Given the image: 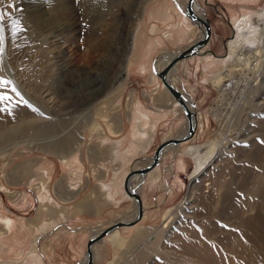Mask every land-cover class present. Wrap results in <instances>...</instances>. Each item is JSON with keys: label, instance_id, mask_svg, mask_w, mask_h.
I'll return each mask as SVG.
<instances>
[{"label": "rangeland", "instance_id": "374dc122", "mask_svg": "<svg viewBox=\"0 0 264 264\" xmlns=\"http://www.w3.org/2000/svg\"><path fill=\"white\" fill-rule=\"evenodd\" d=\"M0 1V27L1 29L3 28L2 41L6 37L5 29L7 28L5 16L8 12H14V8H20V10L26 11L23 14L27 16H38L39 37H36V39L38 40V46L35 49L38 51V64L36 66H32L33 68L30 67L26 69L21 65L19 60H16V62L12 61L7 51V47L5 46L6 44H3L4 47L2 46L3 57L1 61L4 69L6 70V72H8V77H11V81H13L17 89L22 91L23 95H29L30 98H34L31 87H33L34 84L37 83L36 96L37 98L39 97V101L37 99L36 100L39 104V108L37 107L38 110L45 112L47 108H50L51 110L56 112L58 109L57 113L59 114V116L61 114V116H63L61 118L65 119L66 133H68L69 131L77 132L81 126L80 123H83L82 121H84V117L86 115L84 114V111L86 109L83 108L85 107V105L81 106L82 109H78L72 104L76 101H83V98L85 96H88L89 93L96 92V90L103 94H101L102 96L99 95L100 98H97L95 96L97 99L94 100L93 104H91L90 106L91 108L93 107L94 109H99V103L106 100L107 102L103 104V113L108 115V123L111 124V126L116 125L118 116H121L120 114H122L123 116L125 114L127 115L130 106L129 104H131L133 99H136H131L132 97H139L141 100L151 105V100L153 99L151 98L149 100L148 97H155L156 95L161 94L162 88H154L153 90V85L147 84L148 80L144 79L142 75L136 74V71L132 70L131 68H128L127 72L125 73L126 78L121 84H119L115 88H112L109 92H106L104 90L105 86L108 87L107 79L114 76L115 73H117L119 70L121 62L123 61L125 54L129 49L132 32H134L137 25L143 24V21H140L139 19V13L145 0ZM109 1L113 2L112 5H110ZM156 1L157 0H150V2L152 3H156ZM209 1L210 3L206 1L202 2V5L208 9V13H206V17L208 18V20L214 21V17H216L215 15L217 13L214 8L217 4L221 3L224 6V8L222 9L226 11L225 2L221 0ZM226 2L227 10L229 12V16L227 18H229L230 11H235V13H238L239 3H235V1L230 0ZM11 3L13 6H11ZM252 4L253 6H255L253 9L259 10V8L261 9L264 7V0H258L256 3ZM7 7L9 9L6 13H4L5 8ZM3 14L6 15L4 16ZM219 14L222 15L224 19H226L225 12ZM23 22L22 23L25 25V27H28L26 31H32L30 22L26 23L25 20ZM75 23H78L77 28L73 27V24ZM255 23L261 27L264 25L263 20L260 17L255 21ZM216 24L217 28H215V32L221 34L223 38H226V36H228V38L225 40L226 42L230 37L229 28L227 27L226 29H222L221 23L216 22ZM27 39H29V41H33L32 39L30 40L29 37ZM34 44L36 43L34 42L30 45L33 46ZM252 47L253 45H244L241 51L243 52V54H245V56L250 55V59H252L251 55L254 52ZM208 49L210 50L207 51V53H202L203 51L201 53L203 55H206L214 51L213 53H217L216 55L220 58L225 56L226 49L223 50L222 46V48L220 47V49L218 48L216 50L214 48L213 41H210ZM240 49L241 47L238 49V53L240 52ZM176 51L177 50H174L171 53H174ZM263 52L264 49L261 50V54H263V57L261 56V54L258 56L260 57L258 60L259 64L254 70L253 74L247 72L245 68H242V71L237 70L233 73L230 79H226V81L224 82L226 86L223 87L225 89L223 90V94H221L220 101L218 100L217 103L216 99L219 95L218 88L212 86L209 83L199 84L194 78H191L190 76L187 77L190 84L192 85L190 97L193 98V101L197 102V115H200V123L198 128L196 129L197 133L195 137L191 140L189 139L187 141L181 142L183 143L181 149L184 148L186 144L203 143L210 139L212 140L214 138V134L219 132L220 128L227 130V132L229 130V132L231 133L238 131V137L237 139L233 140L235 141L234 143L230 141V143H227L228 145L226 144V148L228 150L220 155L219 159L221 160H219V164L213 166L214 163H217L214 162L211 163V165H208L198 174L200 177L197 180H194L193 183L190 178L192 169L194 167L193 160L189 156L184 155L178 149L175 152L174 149H171L165 153V157L160 159L161 165L159 182H157V184H155V182L152 186H150V183H145L142 187V190L139 191L140 196L142 192L145 199V205H143L142 203L143 214L147 212H149V214L147 215V217H144L143 215L142 219L134 225L119 227V230L125 238H129L138 226L144 225L151 228L152 231L156 230V227H162V225L164 224V212L167 209H171V212L173 213L170 216L171 221L166 227H164V234L166 235V237H164L165 235L161 236L160 240L157 241L156 246H154L152 250L147 252L148 254L146 256L141 257L138 263H135L136 257L133 258V256H135V253L142 251L141 246H138L137 241L131 244L129 247L127 246L125 249L119 252L121 253V257L118 256L117 259L119 264H125L123 262L125 259L129 263H132L134 259L132 264H156V262L157 264H173L175 260H224V254L220 249V246L217 243H210V240L201 234L200 229L201 226L205 228L208 224L209 218L211 219V217H214L211 214L222 212L225 195H227L228 193L236 192L235 190L226 187L222 189H219V187H217L215 176H217L219 172H223L225 181L228 182L231 181V176L233 175L235 177V174L238 171L239 174L238 176L236 174L237 178L235 179L234 183L236 185H239L240 183V185H242V188L240 189L242 190L241 195L243 197H248L250 195V193H248V185L254 180L253 176L256 168L255 165L259 166L257 169H261V171H264V167L262 168V166L264 165V155H256L251 159L250 157H246V154L242 153L237 147L238 143L240 142L241 136L243 135H248V139H251L255 143L254 146H260L261 144L264 145V140L261 139V136L264 137V131H262L261 129H256V126L258 124H256V122L258 118L255 119V116L258 117L260 115L259 113H264V92L262 91V89L256 87L255 91H257L256 93H253L254 91L252 92L249 88L250 80H253L252 78L254 76L255 80L259 78L260 74L257 73L264 69ZM26 56H24V58ZM129 56L130 52L128 54V58ZM191 56L194 57L195 55ZM155 57L153 58V60H155ZM189 57L180 60L178 62V66L182 65L183 62L190 60ZM32 58L33 57H31L30 59ZM26 60L29 59H25L24 61ZM234 60H236V57L234 58ZM14 62L15 64H13ZM196 63L197 62H194V66ZM186 64L187 63L182 66L183 73L186 69ZM225 64L229 63L226 62ZM93 65H99V67L98 70H95L96 74H93L89 78H84L83 74L81 75L79 74V72H76V69L81 70V68H83L84 66L91 67ZM222 67H224L223 62ZM72 69L73 72H71ZM199 71L201 78V69H199ZM150 72L153 71L151 70ZM23 73L25 74L24 76ZM178 76L180 78H184L181 75ZM24 79L26 80V82ZM145 80L147 81V83L145 82ZM18 84L20 87L18 86ZM176 86L181 89L184 94H186V92L190 90V88L186 90L184 87H182L179 84V81H176ZM100 89H103V91ZM50 91L52 93H50ZM82 91H84L86 95H84L85 93H83ZM41 92L42 95L40 94ZM254 94L257 95L255 96ZM161 95H163V92ZM50 96L52 97V100H49V102L46 103V101H48L47 99L50 98ZM41 100L43 101V103L41 102ZM54 104L56 108L54 107ZM59 104L61 105V107L63 105L67 108H65V110H61ZM115 106H117L116 109L114 108ZM82 112L83 114H81ZM180 112L184 116L183 112ZM95 118L99 120L102 125L103 122H107V120L102 119L100 115H96ZM250 119H254V121H256L254 122ZM169 120L175 122V124L171 126L172 128H169L170 135L166 136L167 133H169V131L167 130L168 128L166 129L167 124H159L156 127L155 134L149 146L145 150L135 154L134 160L135 162L139 161V163L134 162L135 165L131 170L149 163L151 153L153 152L155 145L160 140L166 139L170 136H178L184 133L186 129H184L183 131L184 121L181 115L178 116L177 119L171 118ZM252 125L254 126V128ZM184 127L186 128V125ZM84 128L85 129L83 131V137L85 140L87 139V141L79 147L78 151L82 150L83 148L84 151H86V144L89 142V132L88 129H86V125ZM239 135L241 136L239 137ZM34 139L30 138V145H34L36 141L38 142L39 140L36 137H34ZM16 148L12 149L6 156L0 154V211H2L3 214H7L11 218L26 221L27 219H33L36 217L38 208L36 195L31 185L24 182V180L14 183V180L11 177L5 179L3 174L11 176L10 171H15L13 170L14 166L18 165L21 161H30L33 158H38L41 153L39 152V150L25 144L20 145ZM229 148H232L231 150L233 153ZM21 151H23V153L17 155V153ZM82 152H80L79 156L83 157L82 154H84V157H87L92 164L91 174L88 165H85L86 167L84 169V172L89 171L88 174L91 177V182H93V180H97L98 182L97 172L92 171V167H95L96 169L100 165L95 161L97 159L96 155H98V153L87 155L85 154L86 152ZM50 157H48V160L50 162H54L51 183L55 181L54 183L56 187L58 186V184H60L61 187L63 185L61 192L57 193L56 191V194H63V190H65V184H67L65 170L61 168L57 157ZM4 158H6V160H4ZM245 158H248L249 161L243 162ZM2 160H4L5 162H10L7 166L3 167L4 161ZM178 161L181 162V168L176 167V163ZM33 163L36 164V161ZM248 166H250V168L252 169H250L248 172H246V174L244 173L243 175V171H241L239 168L241 167V169H243ZM84 175H82V177H85L86 180V175ZM94 176L95 178H93ZM91 182L88 183L86 180L85 186H89ZM234 183L231 181L230 186ZM95 187L96 183L92 185V191L89 194V202L93 201L91 194L95 192ZM191 187L194 188L193 197H191L190 201L185 202V197H187L188 195L187 191ZM51 189H53L52 184ZM74 193L75 192H72L70 196L74 197ZM81 194L83 195V193L78 194V196L70 200L68 204H71L72 202L80 199ZM262 200V204L264 206V198ZM92 203L93 205L91 206L96 209V203ZM131 204H133V202L126 199L120 201L118 205H115L113 207L115 210L111 213H109L107 210H104L101 212V214L95 215L87 210L79 213V215H74L72 218L64 221V224L70 223L71 225H76L75 227L79 230L80 235L78 236V234L75 233L74 237L71 240L70 237L67 236V233H63L55 237L52 236V233L57 229V227H54L51 230L49 229L48 231L45 230L38 237L37 241L38 253L43 258V260H40L41 263H81L84 260L83 257L86 256L84 244L83 252L81 251L79 255H73V249L71 248L70 242L75 245L82 234L85 235L84 242H86V239L88 237L93 236L92 233L95 231V229H101L106 225H109L113 221L122 220L121 218L123 217L133 218L131 216L135 215L136 208L132 209ZM178 204L180 205L177 206ZM98 205L100 208L103 205L109 204H106L102 201L98 202ZM180 207L182 208L183 213H187V217L182 216L184 214H181V212L179 211ZM253 208L254 209L251 212L253 217L246 224L248 229H252V231L248 233L249 237L247 241L249 243V247L254 249L257 248V250L255 249L256 253H258L259 256L261 255V260H264V229L259 230V228H264V209H257L256 207ZM68 211L70 212V210ZM73 211H71V213ZM80 226L81 228H79ZM127 227H129V229H126ZM121 228L124 229L121 230ZM99 241L95 242V252L97 251L98 254L93 261H90L89 264H104L108 260L112 259V246L109 245L107 241ZM203 249L206 250L207 253L203 254L205 252L203 251ZM80 250L82 249L80 248ZM258 250L259 252H257ZM203 255L207 256L206 259H204Z\"/></svg>", "mask_w": 264, "mask_h": 264}, {"label": "bare ground", "instance_id": "6f19581e", "mask_svg": "<svg viewBox=\"0 0 264 264\" xmlns=\"http://www.w3.org/2000/svg\"><path fill=\"white\" fill-rule=\"evenodd\" d=\"M12 1H15V0H12ZM196 1L197 0H193L192 7L193 9L195 8L197 10L198 14L202 15L201 14L202 10L199 9L200 5L199 4L197 5ZM234 1L239 3V7H238V13H235V11H230V17H229L228 23H230L232 34L229 37V39L225 42L226 52H225V56L221 58L223 60L222 62L224 63V67H222L220 71L214 73L209 79V82L214 87L218 88L219 95L216 99V103L218 102V100L220 101L221 94H223V90L225 89L223 87L226 86V84L224 83L226 79H230L235 71L237 70L240 71L242 68H245L247 72L253 74L254 70L259 64L258 60L260 57L258 56L261 54V50L264 49V42H263L264 25L261 27L258 24H256L257 22L255 23V21L258 20L259 17L263 20V23H264V7L261 9L259 8V10H257V9L251 8L249 4H244V3H247L248 1H254V0H234ZM173 2L176 5L177 9L183 12V14L187 17V15L185 14V9L182 10L178 1L173 0ZM112 3L113 2H110V5H112ZM150 3H151L150 0L144 1L142 8L140 10V13H139V19L141 18L142 12L145 10L146 6L149 5ZM11 6H13L12 3H11ZM8 9H9L8 7L5 8L4 13H6ZM13 10L14 12H8L7 15L3 14L4 16L6 15L5 21H6V28H7L5 29L6 37L4 38L3 41H2V33H3L2 29L3 28L1 29L0 27V154H2L3 156H6L12 149L20 145H23V144L27 146H31L32 148L39 150L41 154L39 155L38 158H33L30 161L24 160V161H21L18 165L14 166L13 170L15 171L14 172L10 171L11 176H8L7 174H3V176L5 179L8 177L9 178L11 177L15 183V182L21 181L22 178L27 175V173H32L31 175L35 177V183L32 185L33 186L32 189L37 197L36 199L38 201V205L40 204L42 208L47 207L50 209L51 201L47 196V186L46 184L42 183L44 182L42 180L48 177L51 172V162L48 160V157L50 156L55 157V158L57 157V159H59L64 164H67L68 162H72L76 160V157L73 155L74 152H77L79 150V147L87 141V139L85 140L83 137V131L85 129L84 128L85 125L87 127L86 129H88V132H89L88 133L89 142L86 144L87 151L95 150L94 148L95 146L98 148L107 147L112 144L108 135L117 136L119 134V123L117 126H114L113 128H111L109 124H107L106 122H103V125H104L103 127L102 123L99 122V120L95 118L96 115H100L102 119H106V118L108 119V115L103 113V107H104L103 101L99 103V106H100L99 109L97 108L94 109L93 107L91 108L90 106L91 104H93L94 100H96L97 98H100V96H102L101 94H103L96 90V92L89 93V95L85 96L84 98L81 97L84 99L83 101L81 102L76 101L72 104L78 109H82L81 106L85 105V107L83 108L86 109L87 112L86 110L84 111V114L86 115L84 117V121H82L83 123H80L81 126L78 129V131L77 132L69 131L68 133H66L65 119L61 118L63 117L61 116V114L59 116V114L57 113L58 109L56 112H54L50 108H47L45 112L38 110L39 108L38 98L39 97L37 98L36 96L37 83L34 82L35 83L33 86L34 88L31 87L32 93L34 94V98L32 97L30 98L29 95H23L22 91H20L19 89L15 87V84L10 79L11 77H8L9 76L8 72H6V70L4 69L2 65V61H1L3 57L2 46L3 44H6L5 46L7 47V51L12 61L16 62V60H19L21 65L25 67L26 69L32 66H36L39 62L38 57H37L38 51L35 50L38 46V40L36 39V37H39L38 36L39 23H38V16L36 15L27 16L23 14L26 11L20 10V8H16V9L14 8ZM24 20L26 21V23L30 22V25H31L30 27L32 31H26L28 27L27 26L25 27V25L23 24L25 23L23 22ZM190 21H192L194 24H196V26L199 27L200 32H201L200 33V37H201L202 31H203L202 25L197 24L194 20H190ZM75 24H73V27L77 28L78 23H75ZM195 28H196L195 26L192 28L191 34L194 33ZM135 30L134 32H132L129 49L126 52L123 61L121 62L118 72L115 73L114 76L109 77V79H107L108 80L107 85L109 88L105 86L104 90L106 92H109L112 88L117 87L126 78L125 73L127 72L128 68L131 67V62L129 63L130 59L128 58V54L129 52L131 53V50H132L133 36H134ZM28 37L30 38V40L32 39L33 41H29V39H27ZM34 42L36 43L34 44L35 46L34 45L31 46L30 44ZM244 45H253L252 48L254 52L251 55L252 59H250V55L245 56V54L241 52ZM204 46L205 45H201L200 47H198L195 53L189 54L188 56L184 58H180L177 61H175L165 74L167 81L171 83L173 86L177 87L176 86L177 62L180 60L186 59L191 55H195V56L201 55L202 54L201 49ZM240 47L241 49H240V52L238 53V49ZM173 54L174 53H167L166 55L165 53V56L157 55L154 60L155 67L158 68V66H163L167 62L169 57H171ZM208 55L217 56L213 52L209 53ZM262 55L263 54H261V56ZM24 56H26L27 58L26 57L24 58ZM31 57H33L34 59L33 58L30 59ZM217 57L220 58L219 56ZM235 57H236V60H234ZM127 58L129 59L128 61H127ZM25 59H29V60L24 61ZM15 62L13 64H15ZM226 62H228L229 64H225ZM98 67L99 65H93L91 67L84 66L83 68H81V70L76 69V72H79V74L81 75L83 74L84 78L86 77L89 78L93 74L94 75L96 74L95 70H98ZM71 72H73V69L71 70ZM263 72H264V69H262L260 72L257 73V74H260L259 78L255 80V76H254L252 78L253 80H250L249 88L251 89L252 92L254 91L253 93H256L257 91V90L255 91L256 87L262 89V91L264 92L263 90L264 89V73ZM24 75L25 74L23 73V76ZM147 80L148 82L153 84V82L155 80H159V78L154 72H152L151 74L148 75ZM100 90L103 91V89H100ZM179 90L181 91V89ZM82 92L85 93L84 91ZM164 92L166 96L169 97L170 95L175 100L179 109L183 112V109L180 103L177 101L176 98H174L171 95V93L168 91L166 87L164 88ZM50 93L52 92L50 91ZM40 94L42 95V92ZM84 95H86V93ZM182 95L184 96L185 102L188 105V107L191 110H194L195 112L194 132L187 139L181 140L177 143H168L165 146H163V148L161 149L159 153V158L156 164L151 169H153L155 166H157L161 162L160 159L164 157L167 151L174 149V152H175L178 149L184 155L189 156L194 162V167L190 175V178L193 183L194 180H197L200 177L198 174L202 170H204L208 165H211V163H214V162H217V163H214L213 166H216L217 164H219V160H221L219 159L220 155L224 153L226 150H228L226 148V144L230 143V141H232L233 143L235 142L233 140L237 139L238 131L231 133L229 132V130L227 132V130L220 128L219 132L214 134V138L212 140L210 139L203 143L186 144V145L184 144L185 145L184 148L181 149V146L183 145V143L181 142L187 141L191 139L192 137H194L196 133V129L198 128L196 103L194 102L195 104V107H194V105H191L192 100H189L188 98H186L183 92H182ZM254 95L256 96L257 94H254ZM47 100L48 101H46V103H48L49 100H52V97L50 96V98H48ZM41 102L43 103L42 100ZM54 107H55V104H54ZM59 107L61 110L63 109L65 110V108H67V107H64L63 105L61 107L60 104H59ZM81 114H83V112ZM259 114L260 115L258 117L255 116V119L258 118L256 122V124L258 123L256 126V129H261L262 131H264V113H259ZM250 120L254 121V119L253 120L250 119ZM240 136L241 135H239V137ZM34 137L38 138L39 140L38 142L36 141L35 144L33 143L34 145H30L31 144L30 138L34 139ZM248 137H249L248 135L241 136L240 142L237 145L238 149H240L242 153L246 154V157H250L251 159L255 157L256 155H264V145L261 144L260 146H257V145L254 146L255 143L251 139L250 141ZM261 139L264 140V137L261 136ZM118 144L119 143H117L116 145L113 144V146L116 147L118 146ZM229 149L231 150L232 148H229ZM22 153L23 151L18 152L17 155H20ZM115 158H116L115 155L110 156L109 160H114ZM4 160H6V158H4ZM35 161H36V164L33 163ZM245 161H249V159L245 158L243 162ZM9 162L10 161H6V162L4 161L3 167L7 166ZM134 162L132 164V168L134 167L135 163H139V161L135 163ZM32 166H34L36 169ZM29 167L30 168L32 167V169H30V171H27V168ZM176 167L181 168L180 161L176 163ZM255 167H256L255 173L253 176L254 180L252 183L248 185V193H250L248 197H243L241 195L242 190L240 189L242 188V185H240L239 182H238L239 185H236L234 183L235 179L237 178L239 174L237 170H235L237 171L236 173L237 176L235 174V177L233 175L231 176L232 178L230 177L231 181L234 183L231 186H230L231 181H228V182L225 181L223 172H219L218 175L215 174L217 175L215 176L216 177L215 182L217 184V187H219V189L226 187V188L235 190L236 192L228 193L227 195H225V198L223 201L222 212L211 214L214 217L213 218L211 217V219L209 218L208 224L205 228L201 226L200 232L202 235H204L206 238L210 240V243L212 242L213 244L217 243L220 246V249L223 251V254H224L223 255L224 260H175L173 264H200V263H203V264H264V260L260 259L261 255L259 256V254L256 253L257 248H255L256 249L255 250L254 248L249 247V243L247 241L249 237L248 233L251 232L252 229H248L246 224L253 217L251 213L254 209L253 207H256L257 209L258 208L264 209V206L262 204V201H263L262 199L264 198V171H261V169H257L259 167L257 165H255ZM263 167L264 165L262 166V168ZM151 169L144 171V172H134L130 170L132 172L128 176L127 183H126L128 190L139 192L140 187H141L140 185L141 182L143 183L145 177L151 174L152 172ZM239 169L243 171V175H244V173L246 174V172H248L252 168L248 166L243 169H241L240 167ZM187 192H188L187 193L188 195L187 197H185L186 199L185 202L190 201L191 197H193L194 188L192 187L189 188ZM140 200H141V196H140ZM134 202H135L134 208H136L135 199H134ZM179 205L180 204H178L177 206ZM141 206H142V200H141ZM179 211L181 212V214H184L182 216L187 217V213L186 212L183 213L181 207L179 208ZM172 214L173 213L171 212V209H167L164 212L163 214L164 224L162 225V227H156V230L152 231L151 228H149L148 226H144V225L138 226L133 231V234L129 238H125L123 234L121 233V231L119 230L120 229L119 227L130 226V225H134L135 223L139 222L143 216V206H142L141 216L136 222L132 224L115 226L109 229L104 235L101 236V238L95 240L94 242L90 244L91 261H93L96 255L98 254L97 251L95 252L96 250L95 242L99 240L101 242L107 241L109 245H111L113 248L112 259L108 260L104 264H119L117 260L118 256H120L121 254L119 252H121V250L125 249L127 246L129 247L131 244L137 241L138 242L137 244L139 247L141 246L142 251L135 253L134 254L135 256H133V258L136 257L135 263H138L141 257L146 256L148 254L147 252H149L150 250L153 249L154 246H156L157 241L160 240V237L165 235L164 227H166L168 223L171 221L170 216ZM131 217H134V215ZM121 219L124 221H129L132 218L123 217ZM51 220L52 219L41 221L39 226H48L49 224H51ZM23 228L24 230L25 229L28 230L31 234L29 241L24 240L25 233H24V230H22ZM261 229H264V228H259V230ZM99 230L100 229H97V230L95 229L94 231L93 229L94 232L92 234L95 235ZM164 237H166V235ZM36 241H37L36 228L30 227V223L28 221H24V220L16 221L12 219L10 216H8L7 214H3V212L0 211V264H42L40 261L41 260L40 254L37 253L38 248H37ZM203 251H205L203 254L207 253L206 250L203 249ZM257 252H259V250ZM5 254H8L12 259L4 256ZM85 255L86 256L83 257L84 260L81 263H83L87 259V254ZM203 256H204V259H206L207 256L205 255ZM123 262L125 264L129 263L127 262L126 259ZM132 263L130 262L129 264H132Z\"/></svg>", "mask_w": 264, "mask_h": 264}, {"label": "crops", "instance_id": "0c3cea01", "mask_svg": "<svg viewBox=\"0 0 264 264\" xmlns=\"http://www.w3.org/2000/svg\"><path fill=\"white\" fill-rule=\"evenodd\" d=\"M177 1L180 7L182 8V10H184V6H185L184 4L186 0H177ZM204 1L210 3L209 0H198L196 2L197 5L198 3L200 4L199 9L203 10L201 14L205 13L206 15V13H208V9L202 5V2ZM221 1L225 2L226 11L222 9L224 8V6L221 3L217 4L216 7L214 8V10L217 12L215 15L216 17H214L215 18L214 21L212 20L209 21L210 39L208 40L207 44L201 49V52L203 50L202 53H207V51L210 50L208 49V45L210 41H213L214 48L216 50L218 48L220 49V47L222 48V46H223V50L225 49L224 42L228 38V36H226V38H223L221 34L215 32L216 31L215 28H217L216 22L221 23L222 29L223 28L226 29L228 27L229 35L231 36L232 34L230 23H228L229 18H227L229 16V12L227 10L226 1L229 0H221ZM230 1H234V0H230ZM257 1L258 0L248 1L247 3L244 4H249L251 8H254L255 6H253L252 3H256ZM223 12H225L226 14V19H224V17H222V15L219 14ZM140 21H143V24L137 25L136 27L133 36V43H132L133 46L129 56L130 60L129 59L128 60L129 63L131 62L130 68L136 71V74L142 75L144 79H147L148 75L152 73L150 72L151 61L157 54L158 56L159 55L165 56V53L167 55V53H171L174 50H178V48L187 45L197 37L199 38L201 33L199 27L196 26V24H194L192 21H190L189 18L183 14V12L177 9L173 0H157L156 3L151 2L149 6H146L145 10L142 12ZM194 26L196 27L195 31L193 34H191V30ZM208 54L206 55L201 54L198 56H194L195 58L190 57L189 58L190 60L183 62V64L180 66H178L179 61L177 62L176 72L178 75H181L184 78H180L177 75L176 81H179V84L182 87H184L186 90L190 88V90L188 91L189 93L186 92V94H184L186 98H188L189 100L193 101V98L190 97L192 91V85L190 84L187 78L188 76L194 78L199 84L200 83L211 84L209 82L211 76L214 73L220 71L222 68V59L218 58L217 56L212 57ZM193 61L197 62L195 66ZM185 63L187 64H186V69L183 73L182 66ZM161 67L162 66H158V69ZM198 68L201 69V74H202L201 78H200V71ZM145 82L147 83L146 80ZM147 84L151 85L150 82H148ZM152 85H153L152 88L153 90L154 88H162L161 94L163 92V95L159 94L156 95L157 97L156 96L148 97L149 100L151 98L153 99L151 100L152 101L151 105L141 100L139 97H132L131 99L133 98L136 99H133L132 102L130 100L131 104H129L130 106L127 115L125 114L123 116L122 114H120L121 116H118V120L115 126H117L119 123V134L117 136L108 135L112 143L111 145L104 148H98L95 146L94 147L95 150H90V151H87L86 148H85L86 151H84L83 148L80 151L74 152L73 155L76 157V160L72 162H68L67 164L62 163L58 159L61 168L65 170L66 180H67V184H65V190H63V194H56V191L57 193L61 192L63 185L61 187V185L58 184V186L56 187L54 183L55 181L51 183L52 169L54 167V162L53 161L51 162L50 175L46 177L44 180H42L44 181L42 183L46 184L47 186V196L51 201V207L50 209L47 207L42 208L41 205L39 204L37 208L36 217L33 219L26 220L30 223V227L36 228L37 241L41 233H43L45 230L47 231L49 229L51 230L54 227H57V229L52 233V236L54 237L63 233H67L68 234L67 236H69L71 240L74 237L75 233L78 234L79 236L80 235L79 230L75 227L76 225H71L70 223L64 224V221H67L69 218H72L74 215H79V213L83 211L89 210L90 213L95 215L101 214V212L104 210H107L109 213H111L115 210L113 208L115 205H118L120 201L126 199L133 202V204H131V207L132 209L134 208L133 196L129 195L124 190L123 179L127 175V173L130 172L132 168V164H133L132 161L134 160L135 154L145 150L149 146L155 134L156 127L159 124H167L166 129L168 128L167 130L169 131V133H167L166 136L170 135V129L172 128L171 126L175 124V122L169 120L171 118L177 119V117L181 115L184 121L183 131L184 129H186L184 127L186 125L185 116H183L182 113L180 112L181 110L179 109L175 100L170 95L169 97L166 96L163 90L164 85L162 84L160 78L159 80H155ZM105 102L107 101L106 100L103 101V103ZM195 103L197 105V102ZM114 108L116 109L117 106H115ZM105 120H107L106 123L109 124L108 123L109 119H105ZM197 123L199 126L200 115H197ZM109 125L111 126V124ZM113 127L114 126H111V128ZM194 137H192L191 139H193ZM117 143H119L118 146L114 147L113 144L116 145ZM82 151L86 152L85 154L87 155L98 153V155H96L97 159L95 161L100 165L96 169L95 167H92L93 168L92 171L97 172L98 182L97 180H93V182H91V177L88 174L89 171L84 172V169L86 167L85 165H88L91 174L92 164L87 157H84ZM80 152H82L81 154L83 155V157L79 156ZM114 155L116 156V158L114 160H109L110 156H114ZM160 165L161 162L153 169H151L152 171L151 174L145 177L143 183L141 182L140 184L141 187L139 191L142 190V187L145 183H150V186H152L155 182H156L155 184L159 182ZM30 169L32 168L30 167L27 168V171H30ZM31 174L32 173H27V175L23 177L22 180H24V182L30 184L31 187H33L32 185L35 183V177L32 176ZM84 174L86 175L87 182L88 183L91 182V184L87 187L85 186L86 185L85 177H82V175ZM93 178H95V176ZM95 183H96V187H95L96 190L91 195L93 200L92 202L96 203V209L91 206L93 205V203L89 202L90 200L89 194L92 191L91 190L92 185H94ZM51 184L53 189H51ZM67 192L69 196L67 195ZM72 192H75L74 197L70 196ZM80 193H83V195L81 194L80 199L72 202L71 204H68L70 200L74 199ZM141 196H142V203L143 205H145V199L143 197L142 192H141ZM102 201L109 205H103L99 208L98 202H102ZM66 207L68 208V210H70V212L67 210ZM71 211L73 212L71 213ZM148 214L149 212L143 215L144 217L145 216L147 217ZM47 219L48 220L52 219L51 224H49L48 226H39L41 221H45ZM14 220L17 221V219ZM79 228H81V226ZM122 229L124 228H121V230ZM126 229H129V227H127ZM22 230H24V228ZM24 233H25L24 240L29 241L31 237L30 232L25 229ZM84 240H85V235L82 234V236L78 239V242H76L75 245H73V243L70 242L71 248L73 249L72 252L73 255H79L81 251L83 252V244L85 247ZM79 245L82 250H80ZM4 256L11 258L8 254H5ZM40 259L43 260L41 256Z\"/></svg>", "mask_w": 264, "mask_h": 264}, {"label": "water", "instance_id": "95a60500", "mask_svg": "<svg viewBox=\"0 0 264 264\" xmlns=\"http://www.w3.org/2000/svg\"><path fill=\"white\" fill-rule=\"evenodd\" d=\"M193 0H186L185 1V14L190 20H194L197 24H201L203 27L202 35L201 37H197L196 39L192 40L187 45L183 46L182 48L178 49L169 59L167 62L161 67L156 68L154 64V60L151 61V70L160 78L163 85L168 89V91L171 93V95L177 99V101L180 103L183 109V113L185 115L186 119V130L183 134L178 136H170L167 139L160 140L154 147L153 152L150 156V161L144 166L138 167L135 170H132L134 172H144L149 169H151L157 162L159 158V153L163 146H165L168 143H177L181 140L189 138L195 128V112L194 110H191L188 105L185 102L184 96L182 95V92L175 86H173L171 83H169L165 77L166 72L169 70V68L172 66V64L177 61L180 58H184L188 56L189 54L195 53L201 45H206L208 40L210 39V23L208 18L206 17L205 13H202V15L198 14L192 7ZM208 50V49H207ZM156 58V57H155ZM195 107L194 101H192V104ZM128 172L127 175L123 179L124 184V190L129 194L132 195L136 201V212L134 217L129 221L124 220H116L110 223L109 225H106L105 227L101 228L95 235L88 237L85 242V252L87 254V259L83 263H75V264H89L91 261V252H90V244L94 242L95 240L101 238L102 235H104L109 229L120 226V225H126V224H132L135 221H137L142 213V206H141V200H140V194L139 192L128 190L127 188V178L131 174V172Z\"/></svg>", "mask_w": 264, "mask_h": 264}]
</instances>
